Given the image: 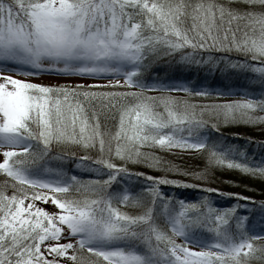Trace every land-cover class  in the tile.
<instances>
[{"label": "snow or ice", "instance_id": "obj_1", "mask_svg": "<svg viewBox=\"0 0 264 264\" xmlns=\"http://www.w3.org/2000/svg\"><path fill=\"white\" fill-rule=\"evenodd\" d=\"M233 52L243 58L233 59ZM176 53L189 66L249 69L264 84V0H0V264H264V243L255 242L264 232L251 233L239 204L176 199L159 185L188 181L127 167L131 161L182 171L153 151L178 147L206 150L208 165L264 176V159L253 162L244 148L210 142L201 132L205 112L224 124L264 123V92L199 107L170 95L225 94L143 77L152 60ZM43 73L123 80L19 78ZM113 110L118 119L108 115ZM53 144L84 154L52 153ZM68 158L97 175L66 170ZM185 174L203 178L205 170ZM121 175L151 183L134 191L121 180L124 187L113 190Z\"/></svg>", "mask_w": 264, "mask_h": 264}, {"label": "trees", "instance_id": "obj_2", "mask_svg": "<svg viewBox=\"0 0 264 264\" xmlns=\"http://www.w3.org/2000/svg\"><path fill=\"white\" fill-rule=\"evenodd\" d=\"M220 2L228 3L229 0H220ZM231 2L236 4L238 0H231ZM241 6L246 7V5ZM236 23L237 21H233L234 25ZM203 54L208 55L209 53L205 51ZM211 54L219 56L222 53L213 50ZM228 55L233 59L243 58L242 53L237 54L233 52ZM143 77L148 81L159 80L165 83H187L189 88L197 92L208 89L213 92L220 91L225 93L219 96L214 94L208 96L192 95L183 91H179L177 94H174V92L169 93L170 95L182 96L192 101L201 102L198 104V107L202 106V102L204 101H230L228 97L235 93L250 92L258 95L264 92V84H262L256 77V74L249 69L226 70L221 72L219 68L214 71L208 70L204 65L197 66L192 64L189 66L179 60V53L173 54L171 57L162 56L152 60L144 69ZM235 96L236 95H233L230 98H234ZM108 115L118 119L115 110L108 113ZM101 119H104L103 113ZM203 119L206 121V126L201 129V132L208 136L210 142L212 140H221L225 142V144L230 143L240 146L244 148L248 157L253 162H259L264 159V123L255 125L245 123L224 124L222 122V117L218 119L210 112L203 113ZM107 122L111 125L114 123V120L109 119ZM213 124H215L216 127H213ZM51 151L52 153H70L75 151L77 156H82L84 154L83 149L73 145L53 144ZM153 151L157 152L166 161H170L176 168L182 171H165L162 168H151L131 161L127 163V167L135 172L149 173L151 176H167L169 179H179L189 182V186L161 183L159 187L165 195L186 200H199L202 197H208L210 200L216 202L213 204L214 206L220 208L239 204L240 207L236 209V212L240 215H246L249 224H253V216H255V214L264 212V208H262L260 204V201H264V176L244 173L241 170L228 168L227 166L208 165L204 154L206 150H190L175 147L164 150L155 148ZM88 155L95 157L99 155V153L95 149H89ZM113 160L116 163H123L119 158L114 157ZM57 163V160L50 161L52 166H56ZM63 165L66 170L76 172L85 177L97 175L89 169H87L90 171L89 174L80 173L79 169L75 167V160L73 158L64 160ZM201 170H205L203 178L185 174V172L195 173ZM100 175L102 178L104 174L101 173ZM2 179H4V177L0 174V180ZM121 180L127 183L134 191H140L141 188H146L151 183V181L146 180L144 177L128 180L127 177L121 175L118 177L117 181L113 182L111 186L113 190L119 191L124 187ZM192 184L200 185L201 187H191L190 185ZM208 189H218L219 191H208ZM232 193H238L240 195H231ZM244 197L253 199H244ZM42 206L49 208V210H54L52 204L42 202ZM121 207L132 214L140 211L139 208L133 206L125 207L121 205ZM233 226L235 227L234 224ZM201 232L202 234H207L206 230H201ZM67 238L72 239L71 236ZM176 239L180 240L178 237H176ZM255 242L264 243V240H257ZM69 264H71V262H69ZM252 264H259V262L253 261Z\"/></svg>", "mask_w": 264, "mask_h": 264}, {"label": "rangeland", "instance_id": "obj_3", "mask_svg": "<svg viewBox=\"0 0 264 264\" xmlns=\"http://www.w3.org/2000/svg\"><path fill=\"white\" fill-rule=\"evenodd\" d=\"M12 74L17 75V73H12ZM19 78L29 79V80H32V81H35L38 83H45V84H59V83H68V82L75 84L78 81H83L84 83H91L92 80H94V79L100 80L101 83H103L104 81L109 80V79L123 80L122 76H115V77L105 76V77L94 78V77H84V76L57 75L54 73H43L41 75H29V76L20 75ZM178 92L179 91H175L174 94H177ZM233 95H236V96L234 98H230ZM233 95L228 97L229 100L244 98L243 93H235ZM190 150H198V149H190ZM0 159H2V156H0ZM79 171H80V173H86V174L90 173V171L87 169L86 170L79 169ZM211 202L213 204L216 203L213 200H211ZM46 204H51V203H46ZM245 223H246V227L249 228V230L251 231V233L253 235H258L261 232H264V212L257 213V214H255V216H253V224H249L248 221H246ZM178 238L182 239L181 237H178ZM189 246L196 247V245H189Z\"/></svg>", "mask_w": 264, "mask_h": 264}]
</instances>
